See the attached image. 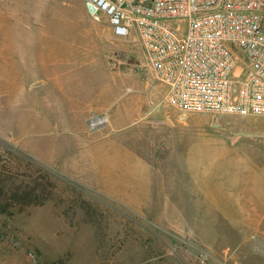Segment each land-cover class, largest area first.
<instances>
[{
    "label": "rangeland",
    "instance_id": "rangeland-1",
    "mask_svg": "<svg viewBox=\"0 0 264 264\" xmlns=\"http://www.w3.org/2000/svg\"><path fill=\"white\" fill-rule=\"evenodd\" d=\"M23 2L21 9L26 6L25 10L14 12L21 16L16 19L21 21L20 27H14L10 21L6 24L7 28L0 25V45L6 46L5 52L15 68L24 67V59L41 60V56L49 63L69 43H82L84 37L81 34L72 37L79 30L68 15L72 0ZM87 16L90 17L89 14ZM30 24L33 27L42 25L43 36L31 35L30 28H27ZM92 29L100 35L107 32L103 23ZM113 46L106 38L102 42V51L107 53ZM115 47H120L124 57L130 55L128 43ZM86 60L78 59L70 63L75 78L94 79L95 83H101L107 74L104 64L101 60ZM126 76L124 81L129 80ZM158 83L155 81V84ZM18 84L19 81H16L15 86ZM143 89L144 86H136L130 94L143 98L146 95ZM12 95L15 97L17 94L13 91ZM18 100L20 103L22 98ZM3 101L10 102L6 98L0 99V131L19 138L24 144L31 140L42 143L41 133H27L26 128L21 127V118L25 114L19 110V103L16 107L8 105L1 108ZM43 106V112H50L56 122L49 126L46 135L56 140H62L70 133V136L74 135L68 125L57 121V113L52 114L48 101H44ZM172 120L171 138L166 135L165 139L167 142L170 140L172 146L178 142V147L169 150L166 145L163 154L155 153L157 157L166 156L168 159L164 162V158L162 161L154 157V169L161 174L156 173V176L174 174L179 182L177 186H188L185 168L190 154L185 149L187 144L195 141L200 147L198 154L203 157L204 177L213 182L219 192L227 190L226 194H242L245 180L248 184L254 176L264 173V166L252 164L243 148L246 142H264V116L201 113L184 119L182 123L176 122L175 118ZM178 132L180 135L184 132L197 133L198 140L189 135L180 143ZM46 145L51 147L52 143ZM51 149V159L43 157L37 160L0 134V185L7 192L1 195L0 200L3 204L7 203L5 207L0 204V264H264L262 230L252 232L244 229L242 219L234 212V208H242L243 201L241 206L231 207L228 205L230 198L224 200L221 196L210 194L208 197L204 193V199L200 194L197 201L201 225H175L184 231L181 233L175 226L164 225L162 210L168 202L165 193L153 197L152 200H155L150 207L146 206L147 203L142 206L143 203L138 201L147 199L143 192L134 193V199L124 201L119 197H129L125 190L133 193L136 181L127 175L108 174L105 178L109 183L107 187L119 195L112 197L104 191L103 186L106 185L102 183L105 182L101 181L102 178L93 177V181L87 183L60 161L65 154L72 152L65 153L58 145H53ZM193 156L192 159H195L196 154ZM14 192L17 198H12ZM42 198L45 200L40 202ZM191 200L195 198L188 199L189 221L192 220L191 215L196 214ZM212 203L217 211L214 214ZM153 209L161 212L154 214ZM221 211H227L228 217H224ZM180 216L179 210L177 217ZM211 244L220 251L232 250V254L236 255L233 258L235 262L229 257L208 254L206 250Z\"/></svg>",
    "mask_w": 264,
    "mask_h": 264
},
{
    "label": "crops",
    "instance_id": "crops-1",
    "mask_svg": "<svg viewBox=\"0 0 264 264\" xmlns=\"http://www.w3.org/2000/svg\"><path fill=\"white\" fill-rule=\"evenodd\" d=\"M0 1V12L5 13L3 16L0 14V25L7 28L6 24L10 21L14 27L19 28L21 21L16 19L21 16L14 12L18 9L22 10L23 0ZM4 1H6L5 4H3ZM12 1L13 3H11ZM9 2L11 4H7ZM69 4L72 5L68 14L70 20L79 27L72 37L76 38L77 34H81L84 38L81 40L82 43H69L68 47L61 54L53 57L51 62H45L43 56H41V60L26 61L24 59V67L18 69L14 67L10 56L5 52L6 46L0 45V99L6 98L10 101L9 104L3 101L1 108L8 105L18 106V99L21 97L19 110L25 114L24 118H21V127H25L27 133H41L42 143H39L38 140H31L24 144L13 135L1 131L0 134L4 135L10 143L33 155L32 157L37 160L43 157L51 159L49 149L53 145H58L65 153L72 152V154H65L60 158V161L73 173L76 171L74 175L84 178L87 183L96 177L102 178L101 181H105L102 183L106 185H102L104 191L112 197H119V195L107 187L109 183L105 178L108 177V174L127 175L136 181L133 193L130 190H125L129 197L124 195L119 197L124 201H127V198L134 199L132 196L134 193L138 195V192H143L147 199L138 201L143 203L142 206L147 203L146 206L150 207L155 200H152L153 197L162 192L165 193L168 202L164 205L162 213L166 227L186 223L201 225L197 199L200 198V194L204 198V193H207L208 197L218 195L224 200L230 198L228 205L231 207L233 205L241 206V201H243L242 208H234L235 214L242 219L243 225L241 226L252 232L262 230L264 235V173L254 176L248 184H246L248 181L245 180L242 194H226L227 190L219 192L214 188V183H210L209 179L204 177L203 157L201 153L198 154L200 147L198 141H195L187 144L185 149L191 157H188L185 168V174H188L186 177L188 186L183 184L177 186L179 182L174 174H170L169 177L156 176V173L161 174L154 169V157L162 161L164 158L166 160L164 162H167L168 159L166 156L157 157L155 153L157 151L162 153L166 145L169 150L178 147V142L172 146L170 140L167 142L165 139L166 135L169 139L171 138L172 119L175 118L176 122L182 123L185 121L184 119L195 114L183 112L169 104L165 95V87L150 66L144 42L138 33L133 32L127 38L114 37L107 17L103 16L100 20H94L83 0H72ZM25 23L29 24L28 22L23 24ZM101 23L107 27V32L104 35H100L98 31L92 29L93 27L97 28ZM27 28H30L31 35L40 34L43 36L44 34L42 25L33 27L30 24ZM106 38L114 44L107 53L102 51V42ZM121 43H128L131 47L127 49L128 52L130 51L129 56L124 57L120 47H115ZM41 49L44 51L43 45H41ZM78 59L101 60L107 73L104 80L101 83H95L94 79L77 80L72 73L70 63ZM123 74L127 75L129 80L124 81ZM16 81H19V84L15 86ZM155 81L159 83L155 84ZM136 86H144L143 91L146 95L143 98L130 94ZM13 91L17 94L15 97L12 95ZM44 101H48V104L52 106V114L57 113V121L68 125L74 135L70 136L71 133L65 135L64 138H61L62 140H56L55 137L46 135L45 132L49 126L56 122L50 112H43ZM101 117H106L107 120H97ZM93 119L97 121L95 125L90 124ZM189 135L198 140L197 133L184 132L183 135H180L179 142L183 143ZM158 137L162 141H158ZM43 141L46 144L52 143L51 147L44 144ZM243 148L245 156L252 160V164L264 166V142H246L243 143ZM189 150H194V152H189ZM194 154H196V158L192 159ZM192 196L195 200H191L190 203L193 209L196 207V214H192V220L189 221L187 207L189 206L188 199H191ZM212 207L214 214L217 212L214 203H212ZM179 210L180 218L177 217ZM159 211L161 212L158 209L152 210L154 214ZM221 213L224 217H228L227 211H221ZM157 217L162 220L159 216ZM176 228L184 233L180 227ZM209 247L206 252L212 256L217 254L229 257L232 261L236 257L228 248L220 251L214 244Z\"/></svg>",
    "mask_w": 264,
    "mask_h": 264
},
{
    "label": "built area",
    "instance_id": "built-area-1",
    "mask_svg": "<svg viewBox=\"0 0 264 264\" xmlns=\"http://www.w3.org/2000/svg\"><path fill=\"white\" fill-rule=\"evenodd\" d=\"M84 2L114 37L138 33L174 108L264 116V0Z\"/></svg>",
    "mask_w": 264,
    "mask_h": 264
},
{
    "label": "trees",
    "instance_id": "trees-1",
    "mask_svg": "<svg viewBox=\"0 0 264 264\" xmlns=\"http://www.w3.org/2000/svg\"><path fill=\"white\" fill-rule=\"evenodd\" d=\"M4 193H5V187H3V185H0V200H1V195H4ZM15 195H16V193L14 192L12 198H17V197H15ZM43 200H45V198L40 199V202H43ZM7 201L10 202V200H7ZM0 204H1V206H4V207L7 206L6 205L7 203L3 204L2 201H0Z\"/></svg>",
    "mask_w": 264,
    "mask_h": 264
},
{
    "label": "bare ground",
    "instance_id": "bare-ground-1",
    "mask_svg": "<svg viewBox=\"0 0 264 264\" xmlns=\"http://www.w3.org/2000/svg\"><path fill=\"white\" fill-rule=\"evenodd\" d=\"M97 120H99V121H106V120H107V118H106V117H104V118H100V119H97Z\"/></svg>",
    "mask_w": 264,
    "mask_h": 264
}]
</instances>
